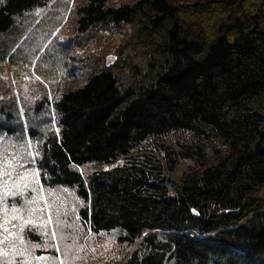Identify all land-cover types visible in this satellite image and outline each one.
<instances>
[{
    "label": "trees",
    "instance_id": "16d2710c",
    "mask_svg": "<svg viewBox=\"0 0 264 264\" xmlns=\"http://www.w3.org/2000/svg\"><path fill=\"white\" fill-rule=\"evenodd\" d=\"M110 1L0 0V264H264V0Z\"/></svg>",
    "mask_w": 264,
    "mask_h": 264
},
{
    "label": "rangeland",
    "instance_id": "374dc122",
    "mask_svg": "<svg viewBox=\"0 0 264 264\" xmlns=\"http://www.w3.org/2000/svg\"><path fill=\"white\" fill-rule=\"evenodd\" d=\"M132 1L134 0H111L110 4L119 5L123 2L130 3ZM82 3L83 2H81V4ZM42 14L43 13H41L35 20V23L40 20ZM16 26L17 24H15L13 28H16ZM33 27L34 25H31L30 29H33ZM44 32L45 31L40 27H34L31 35L14 51L12 60L9 62V68L11 74L17 79L20 77L22 81L28 82H34L41 79L47 83H51L53 81L51 79L52 76L56 73H61L56 64V57L60 55L58 41L63 39L62 32L58 35L59 38H55L53 41H51L52 36L43 46L41 51L36 54V49L39 48L43 42ZM74 63L82 64L81 60H78L77 58L72 60V64ZM86 70H82L83 72H79L77 75L73 76V78L68 81V86L78 85L81 82H84L90 74H88L89 70ZM61 77L62 76H60V78ZM251 104L252 106L255 105L256 107H259L264 113V109L258 99L252 100ZM2 167L3 166L0 165V174H4ZM4 220H6V223L5 226L2 225V230H4V235H8L13 232L14 222H9L8 219ZM5 228L8 229L7 232H5Z\"/></svg>",
    "mask_w": 264,
    "mask_h": 264
},
{
    "label": "snow or ice",
    "instance_id": "6c2138e0",
    "mask_svg": "<svg viewBox=\"0 0 264 264\" xmlns=\"http://www.w3.org/2000/svg\"><path fill=\"white\" fill-rule=\"evenodd\" d=\"M13 211H16L15 209H13ZM32 211H35L34 209L32 210ZM41 211H43V209H41ZM51 221V217L49 216V222ZM26 223H31V219L29 218L27 221H26ZM21 230H23V225H21ZM8 231V229L7 228H5V232H7ZM53 235H55V233L53 232ZM5 239L7 240L8 239V237L6 236L5 237Z\"/></svg>",
    "mask_w": 264,
    "mask_h": 264
}]
</instances>
